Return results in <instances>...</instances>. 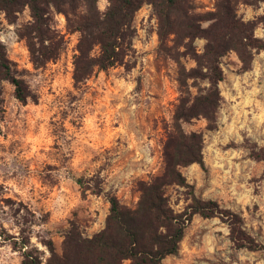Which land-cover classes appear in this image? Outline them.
<instances>
[{
    "label": "rangeland",
    "instance_id": "1",
    "mask_svg": "<svg viewBox=\"0 0 264 264\" xmlns=\"http://www.w3.org/2000/svg\"><path fill=\"white\" fill-rule=\"evenodd\" d=\"M188 1L199 35L167 27L145 2L135 14L128 66L97 71L80 89L73 79L80 33L69 28L63 13L55 19L65 49L37 67L20 34L32 20L30 9L13 20L0 12L7 57L35 95L21 102L12 83H0V264H21L26 252L48 264L53 253L62 254L71 227L87 237L104 228L110 210L105 193L135 206L139 182L165 170L164 148L181 96L180 64L187 70L198 66L206 30L218 23L216 0ZM107 5L98 0L101 11ZM234 11L247 35L264 43V1L237 2ZM252 43L245 38L244 58L235 49L219 57L224 79L217 127L208 129L203 117L182 123L186 132L202 133L205 164L181 171L198 196L238 213L247 232L264 244V159L253 156L264 149V49ZM97 184L104 193L92 191ZM189 190L167 188L176 210L189 202ZM229 234L219 217L195 215L179 253L161 264H264V250L238 247Z\"/></svg>",
    "mask_w": 264,
    "mask_h": 264
},
{
    "label": "trees",
    "instance_id": "2",
    "mask_svg": "<svg viewBox=\"0 0 264 264\" xmlns=\"http://www.w3.org/2000/svg\"><path fill=\"white\" fill-rule=\"evenodd\" d=\"M254 1L216 0L218 23L206 30L208 42L204 52L196 57L198 66L187 70L180 64L181 96L174 113L173 130L164 148L165 170L150 180L139 182L140 196L135 206L123 203L115 194L105 193L110 210L104 228L87 237L76 226L71 227L65 235L62 254L53 253L48 264H161L168 256L179 253L186 228L195 215L219 217L228 224L230 239L238 247L264 250V244L247 232L238 213L223 208L217 200L198 196L181 171V167L193 163L204 167L203 135L186 132L182 123L203 117L208 121V129L217 127L216 114L222 102L219 84L224 79L219 57L235 49L244 58L245 38L253 42V47L264 49V43L247 35L242 24L234 19L235 3ZM145 2L155 6L167 27L175 31L182 27L191 36L199 35L195 23L189 20L192 7L188 0H108L105 11L99 9L98 0H0V12L13 20L25 7L30 9L32 20L20 34L26 37L37 67L57 60L65 49V39L55 19L56 13H63L69 28L80 33L73 61L74 85L80 89L97 71L128 66L137 32L135 14ZM13 66L0 40V83L4 80L12 83L15 96L25 103L35 95ZM202 81H206V85L202 86ZM191 87H196L197 91L193 92ZM253 156L264 159V149ZM76 180L84 190L89 188L84 177ZM170 186L190 189L189 202L182 210L173 207L167 194ZM92 191L105 192L99 184ZM21 264L41 262L26 252Z\"/></svg>",
    "mask_w": 264,
    "mask_h": 264
}]
</instances>
